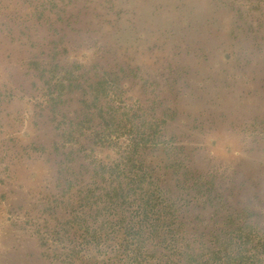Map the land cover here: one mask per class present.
Instances as JSON below:
<instances>
[{
	"label": "rangeland",
	"instance_id": "1",
	"mask_svg": "<svg viewBox=\"0 0 264 264\" xmlns=\"http://www.w3.org/2000/svg\"><path fill=\"white\" fill-rule=\"evenodd\" d=\"M96 42L116 61L101 62ZM123 62L133 70L111 74L121 90L100 113L90 86ZM170 100L163 140L185 146L192 168L256 179L264 0H0V264H122L114 210L79 193L125 151L130 121L152 140L144 121L165 118Z\"/></svg>",
	"mask_w": 264,
	"mask_h": 264
},
{
	"label": "trees",
	"instance_id": "2",
	"mask_svg": "<svg viewBox=\"0 0 264 264\" xmlns=\"http://www.w3.org/2000/svg\"><path fill=\"white\" fill-rule=\"evenodd\" d=\"M99 45L96 42L95 51L101 62L116 61L109 60L110 51L105 45ZM107 67L97 72L98 80L88 91L94 98L95 110L100 113L104 110L100 101L107 90L113 89L115 96L121 90L110 81L111 74L123 79L132 69L127 62L118 71L110 64ZM71 83L67 89L80 85ZM156 99L154 113L164 106L161 97ZM168 108L165 118L155 119L156 123L144 121L145 134L152 140H141V128L130 121L133 138L128 140L120 158L97 167L96 178L100 181L93 183L97 186L95 191L90 183H83L84 189L80 190L81 203L109 207L117 219L113 226L119 222L123 225L119 240L125 244H119L114 261L122 264H264V163L259 162L255 167L258 168L256 179L251 181L244 176L237 184L234 177L224 182L192 168V158L185 146L163 140L166 120L174 119V100H170ZM123 121L116 120L114 125ZM103 122L108 125L109 120L104 117ZM253 125L259 138L254 150L262 152L264 157V120L255 119ZM169 176L176 182V188L168 185ZM187 216L195 219L187 221ZM199 218L204 219L196 222ZM80 222L83 233H88L91 230L88 222ZM91 237L96 239V232Z\"/></svg>",
	"mask_w": 264,
	"mask_h": 264
},
{
	"label": "bare ground",
	"instance_id": "3",
	"mask_svg": "<svg viewBox=\"0 0 264 264\" xmlns=\"http://www.w3.org/2000/svg\"><path fill=\"white\" fill-rule=\"evenodd\" d=\"M12 258H13V257H11V259H12ZM14 258H15V257H14ZM14 258H13V259H14ZM14 260H15V259H14ZM9 264H10V262H9Z\"/></svg>",
	"mask_w": 264,
	"mask_h": 264
}]
</instances>
